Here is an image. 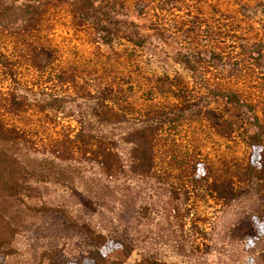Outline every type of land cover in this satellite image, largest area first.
Wrapping results in <instances>:
<instances>
[{"label": "rangeland", "instance_id": "obj_1", "mask_svg": "<svg viewBox=\"0 0 264 264\" xmlns=\"http://www.w3.org/2000/svg\"><path fill=\"white\" fill-rule=\"evenodd\" d=\"M0 55L1 119L31 154L65 140L78 191L1 199L14 235L0 264H49L56 246L77 257L98 235L132 248L109 264H264L249 144L264 138V0H0ZM42 87L70 104L48 107ZM82 125L94 151L120 154L111 174L77 151Z\"/></svg>", "mask_w": 264, "mask_h": 264}, {"label": "trees", "instance_id": "obj_2", "mask_svg": "<svg viewBox=\"0 0 264 264\" xmlns=\"http://www.w3.org/2000/svg\"><path fill=\"white\" fill-rule=\"evenodd\" d=\"M80 1L89 8L96 9L109 0ZM46 81H52V79H46ZM40 93L43 95L46 105L52 109H64L71 102V93L69 91H55L42 87ZM228 97L236 104H245L235 93H229ZM108 107V109H111L110 106ZM254 116L259 124L258 115L255 113ZM86 129L82 125L75 135L74 139H76V142H81L87 146L84 148L77 146V151H81L80 153L83 156H88L87 152L91 154V157H88L100 164L102 172L111 174L114 166L119 162L120 154L110 148L103 151H94L91 146V144H95L91 141L93 135L89 134L88 129ZM260 129L261 127L254 132L249 141L252 148L250 165L258 175L264 173V138L259 132ZM19 134L18 128L4 122L0 115V200L13 198L24 202L32 197V192L45 188L49 182H59L64 186L68 185L78 192L77 187L72 183V174L77 172L76 167L66 163L70 155L69 150L71 149H69L65 140L54 139L47 144L41 139L37 144L43 141L41 143L44 145L42 151L31 154L24 151L23 147L26 141L20 139ZM111 138V134L109 136L106 135V139ZM100 141V139L97 140V143ZM46 145L50 146L51 149L47 150L45 148ZM202 171L199 177L208 180V171L205 168ZM44 207L45 205L42 206V208ZM93 234L97 237V234ZM13 235V225L0 210V248L9 243ZM98 237L100 238V240L98 239L100 247L88 249L77 257L70 256L62 247L58 246L47 250L45 257L49 264H109V258L116 259V262L119 263L125 260L132 251L129 243L121 238L116 236L107 237L106 235H98ZM153 262V264H158L157 261Z\"/></svg>", "mask_w": 264, "mask_h": 264}]
</instances>
